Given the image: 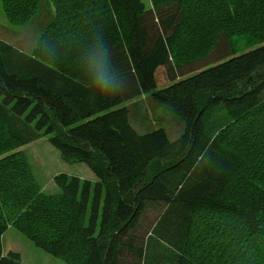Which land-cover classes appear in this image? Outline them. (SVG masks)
Returning <instances> with one entry per match:
<instances>
[{
  "label": "trees",
  "instance_id": "1",
  "mask_svg": "<svg viewBox=\"0 0 264 264\" xmlns=\"http://www.w3.org/2000/svg\"><path fill=\"white\" fill-rule=\"evenodd\" d=\"M0 1L25 24L43 0ZM150 1L50 0L31 51L0 37V264H22L3 252L9 227L65 264H264V0ZM241 33L261 45L230 56ZM94 45L118 95L83 70ZM162 67L172 83L158 89ZM145 92L184 125L178 137L112 109ZM43 136L97 179L59 173L46 193L22 150ZM150 207L159 217L135 237Z\"/></svg>",
  "mask_w": 264,
  "mask_h": 264
},
{
  "label": "rangeland",
  "instance_id": "2",
  "mask_svg": "<svg viewBox=\"0 0 264 264\" xmlns=\"http://www.w3.org/2000/svg\"><path fill=\"white\" fill-rule=\"evenodd\" d=\"M144 1L148 7L152 6L150 0ZM50 6L52 7L50 0H43L38 12L28 22L25 24H14L8 21L0 1V37L24 51H31L38 35L50 21L51 17L49 18L47 13L49 11L52 15ZM260 45L261 43L259 40L249 33L234 34L231 37V47L229 50L231 54L229 55H239ZM231 48H233V51ZM225 59L227 58L220 59V61ZM217 61L219 60L212 62V64L217 63ZM158 73V89L172 83L170 79L161 80L163 77L166 79L163 67ZM152 96L151 92L139 93L135 95L134 98H129L112 109L126 105L130 112V122L140 133H146L158 127H164L169 137L175 139L184 131V125H177V118L170 107L167 104L157 103ZM242 142L251 146V144L248 143L249 141L243 140ZM22 150L27 154L35 176L46 193H60V188L53 179V177L59 173L76 175L93 181L97 179L94 172L85 162L65 161L61 157L60 151L49 142L48 136H43L23 146ZM160 212L161 210L157 207L148 208L143 214L140 224L131 234H134L135 237L147 236L146 233L151 225L152 227L154 226ZM11 230L12 231L4 237L5 249H8L7 247L9 246L15 247L16 249L22 247L25 253L23 264H65L62 259L54 257L36 247L34 243L14 227ZM26 242H31L33 250ZM122 261L123 264H136L134 258L130 255L122 257Z\"/></svg>",
  "mask_w": 264,
  "mask_h": 264
},
{
  "label": "clouds",
  "instance_id": "3",
  "mask_svg": "<svg viewBox=\"0 0 264 264\" xmlns=\"http://www.w3.org/2000/svg\"><path fill=\"white\" fill-rule=\"evenodd\" d=\"M83 70L88 74L92 85L101 96H104L109 90L115 89L112 96L118 95L123 87L124 80L116 79V71L111 64L107 53L99 46L91 47L83 61ZM111 96V97H112Z\"/></svg>",
  "mask_w": 264,
  "mask_h": 264
},
{
  "label": "crops",
  "instance_id": "4",
  "mask_svg": "<svg viewBox=\"0 0 264 264\" xmlns=\"http://www.w3.org/2000/svg\"><path fill=\"white\" fill-rule=\"evenodd\" d=\"M13 227H9L5 232H4V234L2 235V246H3V252L6 254V253H8L9 251H17V252H19L20 254H21V258H22V262H23V260H24V250H23V248L22 247H19V248H15V247H12V246H9V247H7L8 249H5V245H4V237L6 236V234H8V233H10L12 230ZM13 233V232H12ZM17 235V234H16ZM31 248H32V250H33V246H32V244H31V242H26ZM34 251H35V249H34ZM23 264V263H22Z\"/></svg>",
  "mask_w": 264,
  "mask_h": 264
}]
</instances>
